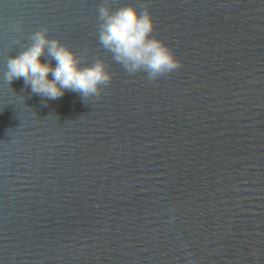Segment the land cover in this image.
<instances>
[{
  "label": "water",
  "instance_id": "95a60500",
  "mask_svg": "<svg viewBox=\"0 0 264 264\" xmlns=\"http://www.w3.org/2000/svg\"><path fill=\"white\" fill-rule=\"evenodd\" d=\"M100 2L0 0V264H264V0H110L180 60L155 80L100 47ZM44 27L100 94L3 79Z\"/></svg>",
  "mask_w": 264,
  "mask_h": 264
},
{
  "label": "clouds",
  "instance_id": "9594fccd",
  "mask_svg": "<svg viewBox=\"0 0 264 264\" xmlns=\"http://www.w3.org/2000/svg\"><path fill=\"white\" fill-rule=\"evenodd\" d=\"M97 16L98 44L126 73L142 72L148 80H155L180 67L171 48L153 35L155 23L148 10L130 3L113 9L110 0H101ZM18 29L19 24L14 30ZM2 77L8 83L22 79L32 94L46 100H56L66 91L86 99L100 94L111 72L101 58L85 64L82 55L50 37L44 27L31 34L28 46L7 59ZM15 98L22 101L20 96Z\"/></svg>",
  "mask_w": 264,
  "mask_h": 264
}]
</instances>
